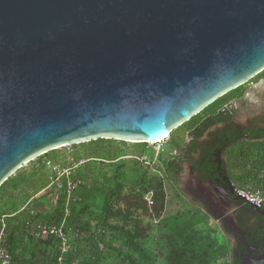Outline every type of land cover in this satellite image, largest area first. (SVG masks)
Returning <instances> with one entry per match:
<instances>
[{
  "label": "water",
  "instance_id": "1",
  "mask_svg": "<svg viewBox=\"0 0 264 264\" xmlns=\"http://www.w3.org/2000/svg\"><path fill=\"white\" fill-rule=\"evenodd\" d=\"M263 72L264 0H0V187L59 148L164 141Z\"/></svg>",
  "mask_w": 264,
  "mask_h": 264
},
{
  "label": "rangeland",
  "instance_id": "2",
  "mask_svg": "<svg viewBox=\"0 0 264 264\" xmlns=\"http://www.w3.org/2000/svg\"><path fill=\"white\" fill-rule=\"evenodd\" d=\"M238 91L239 98L230 103L235 121L241 127H264V72ZM178 131L173 130L171 136L160 143L148 144L143 155L134 148L142 144L140 142L108 139L116 153L115 161L91 162L93 165L87 170L84 168L89 162H74V155L80 149L72 146L57 149L56 163L46 160V173L50 177L48 187L38 191L27 206L35 213L45 210L41 201L55 188V174L49 169L50 162L58 174L70 170L72 178L80 182L73 203L87 207L91 216L85 219V233L68 229L69 259H57L58 246L38 242L37 248L43 250L37 254L38 263L88 264L94 260L96 247H100L104 257L96 264H228L229 252L218 226L207 215L196 212L184 202L162 169V162L172 160L178 153L172 146L174 139L181 141ZM244 145L237 148L243 151ZM246 153L248 159L260 158L255 150L249 149ZM34 161L23 169L36 171L37 162ZM249 182L248 188L254 189L252 180ZM103 192L109 197L108 210H103L104 200L100 198ZM54 198L51 199L53 206L56 204ZM28 199L19 203L26 204L31 200ZM106 244L116 247L119 253L109 252ZM133 245H138L141 251L135 250ZM34 250L26 241L24 257L30 259Z\"/></svg>",
  "mask_w": 264,
  "mask_h": 264
},
{
  "label": "trees",
  "instance_id": "3",
  "mask_svg": "<svg viewBox=\"0 0 264 264\" xmlns=\"http://www.w3.org/2000/svg\"><path fill=\"white\" fill-rule=\"evenodd\" d=\"M240 89V88H239ZM239 89L234 90L219 99L191 121L185 123L178 128V136L180 142L177 139L172 141V146L180 152L183 144L187 140H192L194 144H198L199 140L204 137L207 131L211 127L217 124L229 123L233 116L232 111L227 108L232 100L239 98ZM227 108V109H225ZM172 134V133H171ZM240 136H236L233 144V148L228 153V158L234 173V182L243 191H260L264 195V179L262 174L264 171V145L259 144L252 147L248 146V142L244 141L243 144L246 147L241 151L239 147L242 143L236 144L239 141ZM125 145L126 143H122ZM244 145V146H245ZM148 144H138L135 150L140 154L146 153ZM73 149H80V152L75 153L74 162L80 163V160L89 162L86 168L92 167L91 162L101 161L112 162L115 161L116 153L112 147L111 140L99 139L97 141H91L90 143H84L79 145H73ZM248 148V149H247ZM255 150L257 154H260L259 159H248L249 156L246 151ZM56 151L50 152L44 156L37 158L34 162H37V170L32 172H26L25 169H20L12 177H10L0 187V228L2 220L6 223V243L5 246L10 253L14 264H39L36 260L37 254L43 253V250L37 248V243L48 244L52 243L59 247V251L56 252L57 259L60 257L69 259L70 253H62V241L57 237H51L46 241L39 240L35 237L39 231V227H48L50 229H61L65 236L68 229H72L78 233H85L87 231V224L85 219L87 216H91L90 210L87 207H78L73 202L67 205V199L64 195H59L56 204H51V199L54 197L53 191H51L46 197L42 199V204L45 208L44 211L35 213L29 206H27L34 195L41 189H45L49 185V176L46 173V160L47 162H55L58 159ZM82 154V155H81ZM189 162L193 160L188 159ZM56 163V162H55ZM177 163L170 161H163L161 166L165 172V175L169 181H176L175 179V165ZM181 164V163H180ZM67 165V164H64ZM63 165V166H64ZM249 166L254 169L253 171H247ZM83 170L80 175L84 173ZM249 180L255 185L254 189H249ZM76 195V194H75ZM24 198L31 199L26 204H20ZM100 198L104 200L103 210L109 209V197L106 192L100 195ZM28 199V200H29ZM27 206V207H26ZM68 212V213H67ZM94 240L96 235L92 236ZM28 241L30 246L35 248L31 253L30 259H27L23 255V249L25 242ZM105 243L104 239L100 240ZM107 249L112 254L119 253L118 249L110 244H106ZM134 249L140 252L138 245H133ZM94 260L88 264H96L100 262L104 257V251L100 250V247H96L94 252ZM55 264H58L57 262Z\"/></svg>",
  "mask_w": 264,
  "mask_h": 264
},
{
  "label": "flooded vegetation",
  "instance_id": "4",
  "mask_svg": "<svg viewBox=\"0 0 264 264\" xmlns=\"http://www.w3.org/2000/svg\"><path fill=\"white\" fill-rule=\"evenodd\" d=\"M236 136H240L236 144L264 145V127H241L233 117L229 123L211 127L198 144L192 140L183 144L171 160L177 164L176 181L170 182L188 206L218 226L229 252L228 264H264V204L250 207L234 182L228 153ZM247 171L254 169L249 166Z\"/></svg>",
  "mask_w": 264,
  "mask_h": 264
},
{
  "label": "built area",
  "instance_id": "5",
  "mask_svg": "<svg viewBox=\"0 0 264 264\" xmlns=\"http://www.w3.org/2000/svg\"><path fill=\"white\" fill-rule=\"evenodd\" d=\"M49 169L54 175V185L55 188L52 189L54 194V200L57 202L59 195H64L67 199V205L69 206L71 202L75 200V194L79 188L80 182L75 181L72 178L71 171H64L63 174H58L56 167L51 168V163H48ZM241 197L246 200L249 204L260 208L264 204V195L260 191H241ZM68 213V212H67ZM6 223L4 220L1 222L0 228V264H14L13 259L8 252L5 243H6ZM39 231L36 233L35 237L39 240L46 241L51 237H57L62 241V253H67V238L63 232V227L61 229L48 228V227H39Z\"/></svg>",
  "mask_w": 264,
  "mask_h": 264
},
{
  "label": "bare ground",
  "instance_id": "6",
  "mask_svg": "<svg viewBox=\"0 0 264 264\" xmlns=\"http://www.w3.org/2000/svg\"><path fill=\"white\" fill-rule=\"evenodd\" d=\"M168 139V138H167ZM160 142H162V141H160ZM160 142H158V143H160Z\"/></svg>",
  "mask_w": 264,
  "mask_h": 264
}]
</instances>
